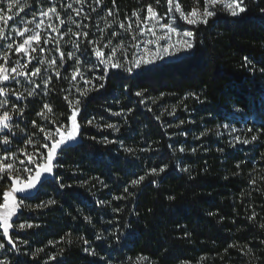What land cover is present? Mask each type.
Returning <instances> with one entry per match:
<instances>
[{
	"label": "trees",
	"instance_id": "obj_1",
	"mask_svg": "<svg viewBox=\"0 0 264 264\" xmlns=\"http://www.w3.org/2000/svg\"><path fill=\"white\" fill-rule=\"evenodd\" d=\"M19 1L27 19L55 8L65 23L55 40L51 81L33 97L20 94L23 78L7 84L13 107L23 110L14 115L10 144L29 149L38 143L45 151L40 127L70 123L65 96L81 101L82 142L61 154L55 177L34 198L23 200L27 207L16 225L33 227L15 225L14 248L0 231V262L264 264V0H245L248 11L241 17L215 10L207 25L185 24L195 34L186 57L139 73L102 67L86 78L87 86L72 79L78 62L63 51L68 39L79 45L77 52H86L90 41L123 33L149 5L165 16L167 0ZM178 2L186 12L197 6L196 0ZM198 7L203 9V0ZM41 60L31 61L30 73ZM77 89H87V96ZM45 103L53 108L48 119L37 115ZM253 135L255 141L242 143ZM165 165L163 173L150 174ZM139 176L144 181L132 186ZM9 186L10 179L0 182V203ZM89 247L95 256L84 251ZM141 256L148 260L138 261Z\"/></svg>",
	"mask_w": 264,
	"mask_h": 264
},
{
	"label": "rangeland",
	"instance_id": "obj_2",
	"mask_svg": "<svg viewBox=\"0 0 264 264\" xmlns=\"http://www.w3.org/2000/svg\"><path fill=\"white\" fill-rule=\"evenodd\" d=\"M10 3L13 4L11 10L8 9ZM24 6V3H20V1L14 3V0H0V17H11V19H7L6 23L4 19H0V29H3L2 34H0V67L9 70V79L7 81H0V88L5 89V91H0V105H3V109L0 110H11L15 108L13 107L15 105V100L13 99L14 97H12L15 95L9 91L7 86L9 82L23 78L25 82L19 83L18 90L20 91V94H22V97H33L40 92L45 81L49 78L50 73L54 71L57 66V58L54 54V52L58 50V45L55 40L60 30V22L57 14L49 13V15L46 16L43 15V13L48 11H44L35 19H27L22 15L23 11L20 10L21 8L24 10ZM169 7L168 4V13L165 16H161L156 12L159 17L158 20L149 19L148 11L140 13L135 21L128 23L123 33L115 31L113 33H118V35L109 38H97L96 40L90 41L86 47V52H77L74 41L68 39V42L63 47V51L72 53L73 56L69 57L70 60L78 62V64L75 65L74 72L79 71L81 75H77L75 80H80L82 84L87 86L89 83H86V78L102 70V67H106L96 57L93 51L94 45L92 42H97L106 55L110 54L112 47L122 44L123 48H117L116 51V56L121 62L132 61L140 56L151 54L154 63L135 69L132 73H139L165 62L175 61L191 54L194 48L191 51L182 50L179 52H176L174 49H169V52L172 53L171 55L162 51L163 47L168 43L165 40H158V37L166 31L162 25L166 23L173 24L177 27V30L181 32L188 31L185 30V24L191 25L183 19H180L174 9L169 11ZM215 10L228 14L221 5H217ZM172 17H176V19L173 20ZM49 25H51V27H49ZM129 25H131L130 28ZM137 25H139V27ZM25 26L28 28V31L26 32L23 31ZM53 28H56L58 31H53ZM153 31L155 32V35H152ZM21 32H23V35L20 34ZM36 34L40 35V41L37 42L33 40L31 44L25 45L26 51H20L19 45L24 44L25 40ZM176 39H178V37L173 35L172 42L174 43ZM148 40H152L153 43L147 44L146 41ZM109 41H111V46L104 47V45L109 44ZM9 45H11V47H9ZM145 48H148L150 53L146 54L144 52ZM158 51L161 58H157L156 53ZM75 52L78 53L76 57ZM121 52H123L124 55H121ZM36 57L42 58L39 64L41 72L36 76H32L29 72L31 67L30 63ZM52 60L56 61L55 65L50 64ZM12 68H16L18 72L25 74L16 75L10 71ZM113 70L121 71L120 69ZM37 85H39V87H37ZM30 92H34V94L29 95ZM12 122L13 119L11 121L10 129L0 128V161L13 164L15 169L30 167L31 165H29L25 153L32 155L42 151L37 149L39 148L38 143L37 145L36 143H33L29 149L18 143H14L15 145L13 144V146L10 143L4 144L3 137L9 133H13ZM44 128L46 130L51 129L50 125H47ZM42 134L44 135L43 132ZM42 150L45 149L42 148ZM5 156H8L9 158L4 160L3 158ZM21 161H23V163H21ZM12 175H19L21 179H23L26 173L14 171ZM0 176H6V174L0 172ZM8 179L11 178L6 177L5 179L0 180V182Z\"/></svg>",
	"mask_w": 264,
	"mask_h": 264
},
{
	"label": "snow or ice",
	"instance_id": "obj_3",
	"mask_svg": "<svg viewBox=\"0 0 264 264\" xmlns=\"http://www.w3.org/2000/svg\"><path fill=\"white\" fill-rule=\"evenodd\" d=\"M19 0H14V3H18ZM84 0H77V3H83ZM96 3H100L101 0H95ZM169 4V11H172L174 9L175 12L179 13V18L186 21L188 24L191 25H207L209 23V18H212L216 16L215 8L217 5H221L231 17H241L242 14L246 13L248 11L247 4L245 0H203L204 7L201 10L198 5L200 4V0H196V7H193L190 11L186 12L182 7L181 4L178 2V0H167ZM113 3H115V0H113ZM157 3H159V0H157ZM13 7V4L8 5V9L11 10ZM69 8L72 7V5H68ZM23 11V8L20 9ZM148 11V18L153 20H158V14L154 11L151 5L147 8ZM77 15L80 14V9H76ZM261 12L264 13V8L261 9ZM49 13H56L55 8H50L48 12L43 13V15H49ZM109 15H111V12H109ZM0 19H4L5 23L7 22V19H11V17H0ZM173 20L176 19V17H172ZM61 24H64L65 22L63 20L60 21ZM139 27V25H137ZM51 27V25H49ZM121 28H124L125 25L123 23L120 24ZM131 25H129V28ZM166 31L158 37V40H165L167 41V45L163 47L162 51L166 54L171 55L172 53L169 52V49H174L176 52L179 51H191L195 47L194 42V32L192 31H178L177 27H175L173 24L166 23L162 25ZM19 31V29H18ZM24 32L28 31L27 26L23 29ZM53 31H58L56 28H53ZM3 29H0V34H2ZM23 35V32L20 33ZM74 35H80L79 33H76ZM113 35H118V33H113ZM152 35H155V32H152ZM175 35L178 37V39L175 40V42H172V36ZM83 36L87 38L88 33H83ZM135 38V37H133ZM41 39L39 34L30 36L27 40L24 41V44L19 45L20 51H26L25 45L31 44L33 40L39 42ZM94 45L93 51L96 55V57L103 63L107 71L109 68L111 69H120L128 73L134 72L135 69H139L142 66L153 64L154 61L152 59L150 50L148 48L144 49V52L148 55L146 56H140L132 61H126L121 62L120 59L116 56L117 48H123V45H117L116 47H112L110 54L106 55L105 52L102 50V48L98 45L97 42H92ZM147 44H152V40L146 41ZM111 41H109L108 45H104V47H110ZM11 47V45H9ZM77 48H79V45H76ZM159 48V45H158ZM121 55H124L123 52H121ZM157 58H161L159 55V51L156 53ZM69 57H72L73 54L69 53ZM64 58V54L61 53V59ZM246 63H251L248 61V58H244ZM56 61L52 60L50 62L51 65H55ZM12 73H15L16 75H23L25 73L18 72L16 68H12L10 70ZM254 71V69H253ZM262 72H264V69H261ZM41 72V69L39 67L35 68L34 71L31 73L32 76H36ZM57 76H59V72L56 73ZM77 75H81L79 71L74 72L72 79L75 80ZM115 76H119V72L113 73ZM103 78V77H102ZM9 79V70L5 69L3 67H0V81H7ZM51 81V77H49L45 84L49 83ZM86 83H91V81H86ZM39 87V85H37ZM100 87H103V84L100 85ZM0 91H5V89L0 88ZM77 91H80V95L82 97L87 96L88 91L85 89L84 91H81L80 89H77ZM34 92H30L29 95H33ZM137 96L142 95V93L137 92ZM195 95V94H192ZM199 99V97H196ZM64 99L68 102L69 106L72 108L71 115L67 117V120L70 122L68 124H59L55 130L48 129L46 130L44 127H40V131L44 133V139L45 143L42 144V148L45 149L43 152H37L32 155H27L28 163L31 165L30 167H26L23 169H15L14 165L11 163H3L0 161V172H3L6 174V176H0V180L5 179L6 177L11 178L12 183L10 184L9 188L5 191H3V202L0 203V222H2L3 225V233L4 236L8 237V243L12 244L13 240L9 236V229L13 228L12 218L17 214L18 209L22 207H27V205L23 204V199H26L27 196L25 195L22 197L19 201L17 200V194H26L29 192V190L36 188V185L41 182V178L45 176V174H53V161L56 159L58 152L62 150V147L67 145L70 141H73L77 138L79 134V123L77 122V114L79 112V105H80V99H76L75 101L68 100V97L65 96ZM0 109H3V105H0ZM43 109L41 112H38L37 115L41 116L43 119H48V113L53 112V108L50 104L45 103L43 105ZM23 115L22 109H11V110H0V128L4 129H10L11 128V121L13 119L14 115ZM51 123L56 124L57 122L55 120H52ZM89 124L92 123V121H88ZM183 123V121H181ZM33 124L35 125V121H33ZM109 128H115L114 125H107ZM225 128L228 127V125H224ZM118 131V129H116ZM232 131H235V129H232ZM251 131V129H249ZM238 142L240 141L239 137L235 138ZM257 139L256 135H253L251 137V140H244L242 143H250L252 141H255ZM4 144L10 143V140L7 135L3 137ZM28 143H32L31 140L28 141ZM171 147V145H169ZM127 151L132 152V149H127ZM180 152H184V148H179ZM195 151V149H193ZM9 157L5 156L3 159L7 160ZM23 163V161H21ZM166 165L160 168H152L150 170L151 175H159L160 173H163L166 170ZM239 167V165H237ZM16 172H23L26 173L25 177L21 179L19 175H12V173ZM184 171H187V169H184ZM145 179V176H139L137 179H133L130 181L132 186H138L140 185ZM254 183V181H253ZM63 187H71L70 185H60ZM128 189L125 188V192H127ZM122 197H116V199H120ZM169 200L175 199V197L169 196ZM47 203H55V201H48ZM101 204L105 203L104 201H100ZM44 205H37V207H43ZM212 213H210L211 215ZM85 220L91 222V218L85 216ZM17 228L24 229L32 228V224H17ZM262 228H264V225H261ZM187 235V233H186ZM100 237H98L99 239ZM85 244H88L87 240L83 241ZM26 243V241H25ZM5 245L4 243L0 242V249H4ZM85 252H88L90 255L95 256L96 252L92 248H85ZM52 259H55V257H52ZM138 261H147L148 257L141 256L137 258ZM2 264V262H0Z\"/></svg>",
	"mask_w": 264,
	"mask_h": 264
},
{
	"label": "water",
	"instance_id": "obj_4",
	"mask_svg": "<svg viewBox=\"0 0 264 264\" xmlns=\"http://www.w3.org/2000/svg\"><path fill=\"white\" fill-rule=\"evenodd\" d=\"M81 142H82L81 127H79V134H78L77 138L75 140H73V141H70L67 145L63 146L62 150L58 152V155H57L56 159L53 161V165H54L53 174H51V175L45 174V176H43L41 178V182L36 185V188L29 190L28 193H26V194L18 193L17 194V200L19 201L25 195L27 196L26 199L34 198L39 193V191L41 190L42 186L55 177V173H56V170H57V163H58V160H59L61 154L64 151H66V150H68L70 148H74V147L78 146ZM11 183H12V180L10 179V184ZM23 200H25V199H23ZM22 213H23V207L18 209L17 214L15 216H13V218H12L13 228L9 229V236L11 238H12V235L14 234V232L16 231L15 225L18 222L19 217H20V215ZM0 231H1L2 235H3V239L7 242V244L10 247L14 248L13 243L12 244L8 243V237L4 236L2 222H0Z\"/></svg>",
	"mask_w": 264,
	"mask_h": 264
}]
</instances>
